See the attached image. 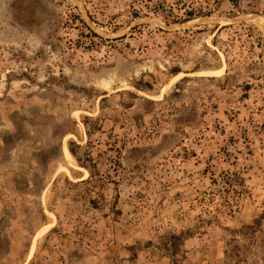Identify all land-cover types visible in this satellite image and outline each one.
Segmentation results:
<instances>
[{
	"label": "rangeland",
	"instance_id": "obj_1",
	"mask_svg": "<svg viewBox=\"0 0 264 264\" xmlns=\"http://www.w3.org/2000/svg\"><path fill=\"white\" fill-rule=\"evenodd\" d=\"M174 1L0 0V264H264V0Z\"/></svg>",
	"mask_w": 264,
	"mask_h": 264
},
{
	"label": "trees",
	"instance_id": "obj_2",
	"mask_svg": "<svg viewBox=\"0 0 264 264\" xmlns=\"http://www.w3.org/2000/svg\"><path fill=\"white\" fill-rule=\"evenodd\" d=\"M231 1L234 2L235 4L237 3V0H231ZM174 2H175L176 5H179V6L183 7V6H185L188 3V0H175ZM187 11L189 12V9ZM206 12L208 13V12H210V10L206 11ZM186 16H191V15H186ZM180 19H182V17ZM71 151L74 153L73 150H71ZM92 178H93V174H91V179ZM90 180H82V183H88V182H90ZM259 225H260V219L254 221L253 224L247 225L245 227L246 229H244V233H247V234L255 233ZM235 239H237V238H235ZM233 241L237 242L235 240H233ZM226 252L228 253V255L230 257H233L234 253L237 252V250L233 248V249H230V251H226Z\"/></svg>",
	"mask_w": 264,
	"mask_h": 264
},
{
	"label": "bare ground",
	"instance_id": "obj_3",
	"mask_svg": "<svg viewBox=\"0 0 264 264\" xmlns=\"http://www.w3.org/2000/svg\"><path fill=\"white\" fill-rule=\"evenodd\" d=\"M65 149H66V148H65ZM66 152H67V154H68L69 156L72 157V155H71V153H70V151H69L68 149H66Z\"/></svg>",
	"mask_w": 264,
	"mask_h": 264
}]
</instances>
